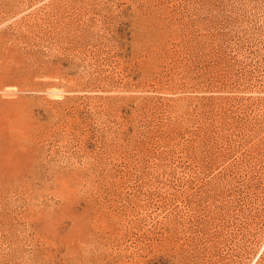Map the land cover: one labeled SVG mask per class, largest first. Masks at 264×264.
<instances>
[{"label": "rangeland", "instance_id": "obj_1", "mask_svg": "<svg viewBox=\"0 0 264 264\" xmlns=\"http://www.w3.org/2000/svg\"><path fill=\"white\" fill-rule=\"evenodd\" d=\"M0 264H264V0H0Z\"/></svg>", "mask_w": 264, "mask_h": 264}]
</instances>
